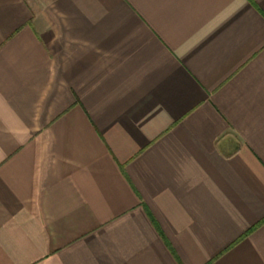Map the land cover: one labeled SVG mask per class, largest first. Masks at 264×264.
Returning <instances> with one entry per match:
<instances>
[{
	"label": "crops",
	"instance_id": "crops-1",
	"mask_svg": "<svg viewBox=\"0 0 264 264\" xmlns=\"http://www.w3.org/2000/svg\"><path fill=\"white\" fill-rule=\"evenodd\" d=\"M0 264H264V0H0Z\"/></svg>",
	"mask_w": 264,
	"mask_h": 264
}]
</instances>
